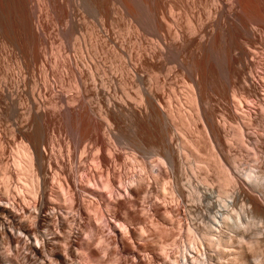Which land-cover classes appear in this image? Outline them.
<instances>
[{"label": "bare ground", "instance_id": "obj_1", "mask_svg": "<svg viewBox=\"0 0 264 264\" xmlns=\"http://www.w3.org/2000/svg\"><path fill=\"white\" fill-rule=\"evenodd\" d=\"M19 1H21V0H19ZM90 1L91 0H89L88 2H90ZM238 1L240 2V0H238ZM21 2H20V4H21ZM39 2H40V0H39ZM63 2H65V1L63 0ZM105 2H106V0H105ZM242 2H243V0H242ZM51 3H52V1H51ZM91 3H92V1H91ZM91 3H90V5L93 4V3L92 4ZM160 3H161V1H160ZM227 3H228V1H227ZM250 3H251V1H250ZM23 4H24V6L26 5L25 3H23ZM55 4L57 6V3H55ZM63 4L65 5V3H63ZM233 4H232V6L234 7L236 4L235 5H233ZM239 4H241V2L238 3V5ZM50 5H52V4H50ZM90 5H87V6L90 7ZM226 5L228 7V4H226ZM242 6H246V5L242 4ZM38 7L40 9V6H38ZM229 7H231V6H229ZM99 8H100V6H99ZM245 8H247V7H245ZM252 8H253V6H252ZM257 8H259V7H257ZM25 9H27V6ZM39 9H37V10H39ZM46 9H47V7H46ZM31 10H32V8H31ZM73 10H74V8H73ZM98 10H100V9H98ZM128 10H130V9H128ZM242 10H243V7H242ZM1 11H3V10H1ZM94 11L97 12V9L93 10V12ZM229 11H231V10H229ZM255 11H256V9H255ZM249 12H251V11L249 10ZM37 13H34V14H37ZM160 13L156 12L155 14L153 13L154 14L153 16L151 15L152 16L151 24H153L151 27H153L154 32H156V34L154 36L157 35L156 36L157 37L156 42L153 41V43H155L154 46L147 49V48L141 46L142 43L140 42V43H138L139 46H138V49L135 53L136 64L131 68V70H132L131 72L133 74L130 72L134 76V80L136 81V89L137 90L135 89L136 90L135 97H132L129 92L125 93L126 91L124 93H122L124 95H117V93H114L113 88H114L115 82L113 84L112 78L111 77L108 78L107 77L108 74H106L105 72H104V76L106 74L105 77L103 76V73L101 74V72H103L102 67H101L102 62H100L101 60H99V59L96 60V57L94 54H97L96 52H99V51L95 50L96 49L95 45L93 46L95 48L94 49L95 53L93 54L95 59L90 60L93 57L88 59L91 62L90 64L87 60L84 61V59H83V61H81L82 60L81 58H80L81 60H78V59H76L74 61L70 60L68 62L66 61L63 64L64 70H62L63 72L61 73L60 78H62V80L65 81V79H66L65 77L68 76V73H69L70 78L68 81L66 79L65 85H63V87L65 86V89L63 91L61 90V92L58 93L56 99L54 100V104H52V105L54 106L53 107L54 111L57 112V114H58L59 121L60 122L65 121L66 123H68V122L70 123V124L68 123V125H66L68 128L67 131L69 133V138L65 144H62L60 141H58V143L56 142L57 144H59V147H58L59 153H57L59 155H57V154H56L57 156L54 155L53 158H56V161H54V163L52 162L53 160L51 161V159H50L51 157L48 156L46 149L43 146V145H45L44 141L41 139V137L38 140L33 139L34 141L33 140L31 141L28 138L30 141H27L24 143L22 142L20 151L18 150L19 152H21L20 155L18 153H16V155L17 154L19 155L18 156L19 158L17 157L18 159H15V160L13 159L14 161H12L14 163L15 171H14V168L12 165L11 166H12L13 170H12V168L10 169L7 166V172H5L6 175H4V176H6V181H5V177H2V178H4V181H5V184H4V188H5L4 192L5 193L2 192V190H1V192L4 193L5 195L3 194L4 197L0 198V238H1V241L4 240V241H8L9 243L19 242L20 244L24 245V250H27V252L21 251L22 253H24V255H23L21 252L18 251V253H17V251H16V257H14V256H13L14 258L13 257H10V258L3 257V259L1 257V255H2L1 254L0 255V264H17L19 261H21V259H20L21 255H22L21 257H23L24 260L27 262H34L37 259L41 258V259H44L45 261L47 260L48 264L50 262H51V264H52V262H53V264H155L156 262H159L160 259L163 262V264H264V171L261 170V167H260V165H262L264 167V76L261 75L264 73H263V71H261L262 73L260 74V76L256 77V76H254L255 74L254 75L252 74L254 72L250 73V71H252V70L249 71V69H246L247 65L248 66H249V64L252 65V63L254 62V57H255L254 56L255 55L254 49L256 46L253 48L250 46H252V44H255L257 41L254 40L253 41L254 43L249 41L248 42L249 44L252 43L250 46H248V43L246 41L247 48H246V46L243 47L242 44L240 46L236 47L238 49V50L237 49L234 50L235 52H237L236 53L237 55H235V53H234L236 58H234V56H232V54H231V56L228 57V59L226 60L224 71H226V73H227V78H225V80L226 79L227 80L224 82H226V84L229 87L232 84L231 91L229 90L231 98L226 99V104L223 101L225 104L224 109H223V107L220 108V110L223 109L222 112L220 113L221 116L219 115L220 119H216L215 117H213L214 112H212L214 107H212L210 102H209V101H211V98H209L210 99L209 100L208 99L209 96L207 97L208 94H206V95L204 94V92H206V91L207 92L211 91V89L213 88V84L212 85H210V84L212 83V81H215V79L214 80L212 79V76L215 73L214 74L211 73L212 74L211 83L206 82L207 79H209V77H207V73H209V68L206 67V64L204 63V59H205L206 49L209 48V46L213 45L212 43L215 42V39L217 38V37L215 38L216 35H214L211 30H210L211 32L203 31L202 26H197L194 23L196 26L192 24L193 27H191V25H190L189 26L190 28L188 27L187 30H184L183 27H182L183 29L176 28L174 34H172V36H168L171 34H170V32H168L169 34H167V32L165 30L164 31L166 33L163 32L162 29H165V28H163L162 23L165 22L166 20L170 19V17H172V16H169V18L166 19L167 15L165 17L164 16L165 13H164V15L160 14ZM237 13H238V11H237ZM257 13H256V16H257ZM49 14H50V12H49ZM63 14H64V12H63ZM63 14H62V16H63ZM95 14H97V13H95ZM148 14H150V13H148ZM243 14H244V12L242 13V15ZM100 15H101V13H100ZM170 15H173V14H170ZM222 15H224V14H222ZM131 16H132V14H131ZM151 16L150 17L148 16V18H151ZM235 16H233V17H235ZM173 17L175 18V16H173ZM221 17H223V16H221ZM245 17L247 18V16H245ZM36 18H37V15H36ZM142 18H145V17H141V19ZM213 18H214V16H213ZM228 18H229V16H228ZM31 19L33 20V18H31ZM69 19L67 20L68 24L70 23ZM71 19H72L71 21H73L74 17H71ZM141 19L139 22L142 23V25H140L139 27L143 26V28H144L143 24L147 21V18L144 19V20H146L144 23H143V21L141 22ZM247 19H249V18H247ZM251 19H253V17ZM257 19L259 20V18H257ZM172 20L174 21V19H172ZM246 20H245V22H246ZM258 20H256L255 23H257ZM190 21H191V19H190ZM190 21H189V23L191 24ZM200 21H202V20H200ZM224 21L225 20H223V22ZM238 21L240 22L239 18H238ZM261 21H263V19ZM27 22L25 21V23H27ZM139 22H137V23H139ZM177 22H179V21H177ZM196 22L198 23V21H196ZM258 22H260V21H258ZM166 23H168V25L170 24L167 21H166ZM175 23H176V20L174 21V24ZM224 23H226V22H224ZM240 23H242V22H240ZM247 23H249V22H247ZM2 24L3 23H1V25ZM11 24H10V26H11ZM72 25H73V23H72ZM149 25H150V23H149ZM32 26H35V25L33 24ZM41 26H43V25H41ZM224 26H226V25H224ZM139 27H138L137 31H139V29L141 31H144V29L146 28L145 27L142 30ZM221 27H222V25H221ZM11 28H12V26H11ZM41 28L42 27H40V29ZM170 28H171V25H170ZM203 28H204V26H203ZM232 28H233V26H232ZM147 29H149V28H147ZM169 30H171V29H168L167 31H169ZM252 30H253V28H251V30L248 31L251 35L250 37L257 40L258 37L254 36ZM4 31H5V29H4ZM71 31H72V29H71ZM219 31L221 33V30H219ZM228 31H230V29ZM150 32L152 33L151 28H150ZM5 33H6V31H5ZM147 33L149 34V32H147ZM43 34H45V33H43ZM92 34H94V33H92ZM138 34H139V36L141 35V33H139V32H138ZM244 34H246V33H244ZM255 35H256V33H255ZM258 35H259V33H258ZM43 36H45V35H43ZM98 36H100V35H98ZM104 36H105V34H104ZM235 36H236V34H235ZM32 37L34 38L35 36L32 35ZM46 37H48V36H46ZM36 38H37V36H36ZM40 38H41V35H40ZM108 38H110V37L108 36ZM117 38H118V36H117ZM139 38H142V37H138V39ZM227 38L225 39L224 43H227L226 42ZM142 39H144V37ZM248 39L250 40L249 37H248ZM147 40H145V41H147ZM46 41H47V39H46ZM48 41H47V43H48ZM113 41H114V39H113ZM137 41H139V40H137ZM261 42H263V41L261 40ZM228 43H230V42H228ZM232 43H234V41ZM31 45H33V44H31ZM120 45H122V44H120ZM235 45H239V44H235ZM83 46H85V45H83ZM231 46L233 47L232 44H231ZM261 46L262 45H260V47ZM35 47H36V45H35ZM80 47H82V46H80ZM86 47H88L87 44H86ZM93 47L91 46L92 49H93ZM228 47H229V45H228ZM62 48H64V47H62ZM103 48H102V50H103ZM108 48H109V46H108ZM69 49L70 48H68V50ZM183 49H185L186 51L188 49L189 50L188 52H190L189 55H191V61L188 59L189 60L188 64H186V66H185V70L187 69L186 74H188V81L186 82V80H185V82L189 85V87L187 86L190 89L189 91L191 93V94L189 93V95L192 96V99L194 100V103H195V106L194 105L193 106L195 107V110H197L196 111L197 112L196 113L197 121L195 120L193 123H196L198 121L200 122L201 128L203 129V132L205 133V136L207 137V140H206V138H204V139L206 141H209V143L211 144V147L215 151L214 155H215V157H217L216 160H219L218 163L220 162L218 165L219 168L217 171L218 176H219V185H218L219 188L216 189L214 187V185H212V182L210 183V181H209L210 179L208 177L209 175L206 176L207 174L203 177L200 176V177L196 178L193 176L192 172H190L192 174L191 176H193V178L191 177V179L188 180V182H187L188 188L187 189L182 188V186L184 184L180 186V183L177 182V180L174 182L171 181L172 183L170 185H169V183L167 184L169 186H163L162 188H160L157 191L160 194H157V195L159 197L161 196L163 199L165 198L163 200L160 197L163 201L167 200L166 198H170V197H166L169 195L171 196V198L175 197L178 200L177 202H178V205H180V208H178L176 205V207H175L176 209L174 208V211H172L171 206L168 207L166 205L165 207H163V206H161L162 204L158 203V201H155V203L151 202L149 204H147V203L145 204V202L151 201L152 194H154L153 190H155L154 189V183H157L158 180L160 181V180H164L166 178L168 179L169 177L175 175L173 173H175L176 171H178L180 169L181 170L183 169V168H181V167H183L182 166L183 163H182V158H181L182 157L181 152L185 149V147L189 148V146H190V149H192V150L189 149L190 152L192 151L193 153H196L199 155V153L202 151L201 149L203 146L201 145V142H200V144L195 143L194 139H193V141L192 140L190 141L191 143L189 142L190 145H189V143L187 144L189 146H185V147L182 146L181 148L179 146V148H177L178 145H180V144H178L177 147H175L173 145V143L171 141L172 138L170 139L171 136L169 137L170 130H169V135H168V127L169 128H171V127L169 124L170 121H168L169 117H167V116L171 115L170 111L172 108H170V107L172 105L168 104V106H170L169 107L170 114L167 111H164L162 109L161 104H160L161 101H158L160 96L158 94H156L155 90H156L157 85H158L157 87H159V88H160V86L164 87L165 84L167 85V83L169 82V81H166V80H168L167 78L169 77L168 74H170V72H172V71H170L167 73V71L173 70L174 65H173V67L168 66L172 69L166 70V73H164L168 76V77L166 75H165V77L163 76L164 79L166 78L165 82H167V83H165L164 85H161V82H160L159 83L160 86H159V84H157L155 86V89L153 88L154 86L153 87L151 86L154 84H151V85L149 84L147 86L146 85L147 83L145 82V80L147 78L145 80H144V78H145V75L149 73V71H148V73H146L147 71L145 72V68H146L145 66L147 64H151V63H153V64L157 63L158 64V62L162 61V60H164L166 63L167 62L166 60L168 58L165 60V59H163L164 56L168 57V55H171L172 52H175L178 55L179 52L180 53L184 52ZM221 49H222V47H221ZM41 50H42V48H41ZM231 50H232V48H231ZM260 51H264V49L260 50ZM63 52L64 51H62V53ZM41 53H42V51H41ZM114 53H116V52H114ZM180 53H179V55H181ZM67 54H66V56H67ZM79 54H81V53H79ZM186 54L188 55L187 52H186ZM186 54L184 53L183 57H182V55H181V57L184 58V56H186ZM212 54H214V53H212ZM31 55H32V53H31ZM100 55H101V53H100ZM119 55H120V53H119ZM126 55L129 56V57L127 56L128 58H131L130 54H126ZM175 55L173 53L174 57H175ZM97 56H99V55H97ZM178 56H176V57H178ZM223 56H224V54H223ZM33 57H32V59H33ZM171 57H172V55H171ZM261 57H262V55H261ZM37 58H39V57H36V60H37ZM161 58H162V60H160ZM119 59L121 60V57ZM123 59H122V61H123ZM169 59H170V57H169ZM177 59L181 60L180 56ZM36 60H34V61H36ZM46 60H47V57H46ZM116 61H113V62H116ZM131 62H133V61H131ZM181 62L186 63L185 60H183V61L181 60ZM207 63H209L208 60H207ZM218 63L219 62H217V64ZM178 64H179V66L182 67V63L179 62ZM130 65H131V63H130ZM255 65H257V62ZM259 65H260V63H259ZM263 65H264V63H263ZM165 66L166 65L160 67V65H159V68L164 69ZM218 66L220 67L219 64H218ZM260 66H259V68H260ZM149 67H150V65H149ZM149 67H147L148 70H150ZM175 67H177V66H175ZM250 67H254V66H250ZM182 68H184V67H182ZM211 68H212V65H211ZM211 68H210V71H212ZM104 69H106V68H104ZM107 69H106V71H107ZM116 69H117V67H116ZM124 69H125V67H124ZM156 69H158V68H156ZM165 69H167V68H165ZM223 69L224 68H222V70ZM234 69H236V71L238 72V77H239V82H240L239 86L240 87H236L233 83V79L236 76V73L235 74L232 73L233 71H235ZM253 69H256V68L254 67ZM36 70H38V68H36ZM43 70H45V69H43ZM119 70L121 71V69H119ZM160 70H162V69H160ZM222 70H220V71H222ZM7 71H8V69H7ZM127 71H130V70H127ZM152 71H153V69H152ZM163 71L164 70H162V72L160 73L161 75L163 74ZM175 71H176V69H175ZM183 71L184 70H182V73H183ZM254 71H256V70H254ZM52 73H54V71ZM221 73L224 74L223 71ZM111 74H112V72H111ZM155 74H157V73H155ZM160 74H157L158 77ZM7 75H8V73H7ZM56 75H57V72H56ZM132 75H130V76L133 79ZM209 75L210 74H208V76ZM116 76L113 75L114 79ZM127 76H128V74H127ZM170 76H172V74ZM122 77H123V75H122ZM150 77L152 78V76H150ZM156 77L157 76L155 75V78ZM29 78H30V76H29ZM32 78H34V77H32ZM32 78H31V80H32ZM160 78H162V76ZM160 78H158V79L160 80ZM172 78H174V77L172 76ZM45 79L46 78H44V80ZM48 79H49V77H48ZM132 79L130 78V80H132ZM150 79H148V80H150ZM164 79H162V81H164ZM124 80L125 79L123 78V81ZM148 80H146V81H148ZM153 80H155V79L153 78ZM169 80H170V82L171 81L173 82V80H171V79H169ZM223 80L224 79H222V81ZM235 80H236V78L234 79V82H235ZM35 81H36V79H35ZM135 81L132 80V82H134V83H135ZM150 81H151V83H153L152 80H150ZM156 81H158V80H156ZM47 82L48 81H46V85L44 84L45 89L48 87ZM126 82L127 81H124V84ZM116 83L118 84V83H120V81L119 82L116 81ZM207 83H210L208 85H210V87L211 86L212 87H211V89L209 88L210 90L207 89L206 91H203L204 90L203 88H205L204 85H207ZM117 84H115V87ZM124 84H122V87L125 86ZM17 85H18V83H17ZM48 85H49V83H48ZM172 85H174V82L172 83ZM118 86H119V88H121V86L119 84H118ZM166 87H168V86H166ZM166 87H165V90H166ZM50 88H51V86L49 87V90H50ZM177 88H178V86H177ZM177 88L175 87V89H177ZM207 88H208V86H207ZM225 88H227V87H225ZM115 89L116 88H114V90ZM162 89H164V88H162ZM162 89L160 88L159 90H161L163 92ZM172 90L173 89H171V91ZM225 90H227V89H225ZM50 91H52V90H50ZM116 91H118V88L116 89ZM178 91H180V90H178ZM212 91L214 93H217L214 90H212ZM1 92L4 93L3 90H1ZM174 92H177V91L175 90ZM13 93H15V92H13ZM157 93H158V90H157ZM220 93H221V91L219 92V94ZM172 94H174V93H172ZM172 94H171V96H172ZM187 94H186V96H187ZM5 95H6V93H5ZM13 96L14 95H12V97ZM38 96H40V95H38ZM157 96H159V97H157ZM174 96L177 97V94L176 95L174 94ZM178 96H180V95H178ZM191 96H190V98H191ZM19 97H22V96H19ZM35 98H36V96H35ZM52 98H54V97H52ZM169 98H171V97H169ZM221 98H223V97L221 96ZM6 99H8V98H6ZM30 99H31V97H30ZM45 99H47V97ZM18 100H19V98H18ZM131 100H133V101H131ZM6 101H5V103H7ZM166 101H167L166 102V104H167L170 100L168 99ZM246 101H248V103L250 102L252 105L256 106L257 108L255 107L254 110L252 108L251 112H246V110H245V112L242 111V106L244 105V103ZM11 102H13V101H11ZM170 102H172V101H170ZM219 102H221V101H219ZM179 103H181V102H179ZM179 103H176V104H179ZM32 104H33V102H32ZM182 104L183 103H181V105ZM208 104H210V107L212 108V110L208 106ZM15 105L16 104H14V106ZM181 105H180V107H181ZM191 105H192V103H191ZM246 105H247V103H246ZM6 106H7V104H6ZM8 106H10V104ZM18 107H15L14 109L17 108V110H18ZM28 107H29V105H28ZM39 107H41V106H39ZM39 107H38V109L37 108H35L34 110L32 109L33 113H35L34 115L39 116L40 119L42 118V120L45 121L46 116H48V114L45 111L46 108L43 109L42 107L41 108H39ZM183 107H184V105H183ZM16 111H14V113ZM24 111H26V110H24ZM50 111H51V109H50ZM216 111H217V108H216ZM172 112H173V109H172ZM12 113H13V111H12ZM30 113H31V111H30ZM57 114H56V116H57ZM167 114H169V115H167ZM18 115H16V116H18ZM172 115H174V114L172 113ZM172 115H171V119H173ZM4 116H6V114ZM125 116L127 118H129L128 120H130V121L132 120V122H130V123H134L133 128H132L134 131L132 130L133 132L130 133L131 135L129 136V138L127 139L124 137L126 139L125 141L128 142L127 144L130 143V144L134 145V147L142 150L143 153H144V151L149 150V148H150L149 152H152L155 150L154 152L157 153L159 156L157 158L156 162L155 161H149L147 159V157L145 159H144V157L139 158L138 155L135 153V150H131L129 152L127 150L128 149L127 147H125L126 150L123 148L120 149V147H121L120 144L124 138L122 137L123 139L122 138L119 139V136L120 137H121V135L125 136V134L124 135L122 134V131L120 128V127H122V125L120 126V123H121V121L124 122L123 120H125ZM122 117L124 118L123 120L121 119ZM36 119H38V117ZM42 120H41V123H44V122H42ZM47 120H49V119H47ZM24 121H26V120H24ZM230 121H234L236 123V126H234L235 127L234 128L235 134H237L238 142L241 145V147L243 145L244 147L249 148L248 153L250 152L249 154L251 155V157L250 156H249V158L247 157L248 160L249 159L250 160L247 163H245V164H247L246 169L245 168L242 169L241 166L238 165V159H240V158L232 152L235 147L231 150V147H233L234 143L232 140H231L232 142L230 141V139H229L230 137L228 135L229 130L227 132V129H226V124L230 123ZM199 122H198V124H199ZM46 123H47V121H45V124ZM22 124H24V123H22ZM51 124H49V126H51ZM25 125L26 124H24V126ZM63 125H64V123H63ZM127 126H128V124H127ZM174 126H175V124L173 125V127ZM195 126L197 128V123L195 124ZM195 126H193V127H195ZM232 127L233 126H231V128ZM56 129H57V127H56ZM125 129L127 130V128H125ZM192 129H194V128H192ZM197 129H199V127ZM39 131H41V130H39ZM187 131H188V129H187ZM200 131L197 130L198 134L200 133ZM190 132H191V130H190ZM39 135L40 134H38V136ZM201 137H202V135H201ZM53 138H55V137H53ZM150 138H151V140H153V141L150 140L151 143L149 141ZM199 139H203V138H199ZM125 141L122 143L123 145L126 144ZM196 142H197V140H196ZM231 143H233L232 146H231ZM5 145H7V144H5ZM123 145H122V147H123ZM56 146H58V145H56ZM148 146H149V148H148ZM49 147H50V145H49ZM244 147H243V149H244ZM247 148H246V150H247ZM204 150H206V149H204ZM209 151H210V149H209ZM120 153H123V154H120ZM246 153H247V151H246ZM121 155H123V156H121ZM202 158L204 159V157H202ZM197 159H199V158H197ZM199 160H201V159H199ZM214 162H215V160H214ZM215 163H217V162H215ZM240 164H241V161H240ZM208 167H210L209 163H208ZM23 168L25 169V171H26L25 174H27V176L25 179L23 178L24 180L22 179V177H21V179L23 181H25L27 179L28 184L30 185L29 188L27 187L28 191H29L27 195H29V193H30V196L32 195V197H31L32 202L30 201L31 202L30 205L29 204L25 205V206L22 205L19 208V210H17L16 200L19 196L21 197L23 195V194H21L23 191L21 190V188H18L16 186L17 189H15L14 194L13 193L9 194L10 193L9 188H11V186L13 185V183H12L14 180V179H12L13 175L19 176L18 174H20V172H24V171H21V170H23ZM206 171H207V168H206ZM232 171H234V173L235 172L236 173L232 174ZM201 173H204V172H201ZM180 176H181V173H180ZM19 180H20V178H19ZM52 180L54 182L58 183V186H59L58 189L60 191V194L61 193L63 194V195L61 194L60 197H59L60 194H58L59 193L58 189L55 188L57 185H55V187H53L54 184H53ZM23 181H21V182H23ZM23 183H25V182H23ZM19 184H21V183H19ZM160 185H164V183L160 184ZM228 185L233 186L234 190L231 191L229 188H227ZM121 186L124 188L123 191H125V194H123L121 196L118 193L120 196V197H118L116 195L117 193L115 192V190L119 187L121 189ZM13 188H15V185ZM229 190L232 193H230ZM104 191L110 192V193H116L115 194L116 196H112V194H111V199H108L109 197L106 198V196H108L110 193L105 196L106 192L103 193ZM157 195L155 197H157ZM62 196H64V199L61 198ZM59 198L63 199V201L65 200L66 204H62L61 202H59ZM240 199L242 202L244 201L248 204L246 208H244V207L240 208V206H239V209H238L236 204H237L238 200L240 201ZM187 200L190 201L192 203V205L184 204L185 203L184 201L187 202ZM60 201H62V200H60ZM179 201L184 202V203L180 204ZM239 201H238V203H239ZM15 202H16V204H15ZM166 202H168V201H166ZM165 203H163V205ZM161 207H163V208H161ZM166 207H168V208H166ZM236 207L238 210L236 209ZM90 209H92L94 211V214H91V212L90 213L88 212V211H90ZM161 209H164V210H161ZM215 209H216V211H215ZM241 215H242V217H245V219L242 220ZM24 217H26V219H27V221L26 220H24V221H26L28 223H25L21 219ZM29 220H30V222H29ZM99 220H104L106 222L107 228L110 229V231L113 232V234H114L113 239H108V240L105 239L104 229H103L102 225L100 226V224L98 223ZM113 222H116V223L125 222L128 226V229L126 228V233H125V231H124V233L121 230L119 231V229H118V231L115 230V228H113ZM176 222L179 225L178 228L181 229V225H182V227L185 228L186 234H188V236L186 237L187 238L186 240H183V239L178 240L179 239L178 238L176 241H174V239H173V242H175V243L174 244L171 243V244L176 246V247L181 248L180 253L182 256V258H181L182 260H181V262H172V261L170 262L171 259L169 260V259H167L168 257L167 258L165 257L166 255L165 256L162 255L164 253H161V252L158 253V252L154 251L153 246L150 244L151 242L149 243L147 238L149 236H151L150 234H153L152 233L153 231L151 232L153 223L155 225H159V228L166 230L169 228L168 225L170 226L173 224V226H174V224ZM116 223H115V226H116ZM86 228H87V231L90 230L89 235L86 238H83V240L79 241V237H78L79 234H81ZM123 228H124V224H123ZM171 229L169 231H172ZM154 231H156V230H154ZM174 231H172V232L174 233ZM19 232L25 233L26 234L25 236H27V238H25V239L21 238L22 236H19L20 234L18 235ZM168 234L172 235V233H170V232H168ZM95 235H96V237H95ZM169 235H166V236H169ZM178 237H179V235H178ZM138 238L142 239V241H144V242H141V241L139 242ZM160 238H161V236H160ZM80 239H82V238H80ZM169 239H170V237H169ZM152 240H153V238H152ZM155 240H157V239H155ZM62 243L64 245H62ZM164 243L166 244V242H164ZM164 243L161 245L160 248L164 247ZM167 244H168V242H167ZM157 245H158V243H157ZM164 248H166V247H164ZM164 248H162L163 251H165ZM142 250L146 251V254L142 255L140 253V251H142ZM77 255L85 256L86 261L85 262H80V261L77 262L75 260L77 258L76 257ZM168 255H169V253H168ZM174 255H176V254H174ZM22 264H25V263L23 262Z\"/></svg>", "mask_w": 264, "mask_h": 264}, {"label": "rangeland", "instance_id": "obj_2", "mask_svg": "<svg viewBox=\"0 0 264 264\" xmlns=\"http://www.w3.org/2000/svg\"><path fill=\"white\" fill-rule=\"evenodd\" d=\"M22 1V2H21ZM21 1H19V0H0V25H1V23H3L0 27V198H3L4 197V191H5V188H4V184H5V181H6V176H4V175H6V173L5 172H7V166L11 169L12 168V166H13V168H14V171H15V167H14V163L12 162V161H14L15 159H18L19 157V155H20V153L21 152H19L20 151V148H21V144H22V142L24 143V142H27V141H32L33 139L34 140H38L40 137H41V139L44 141V144L45 145H43L44 147H45V149H46V152H47V154H48V156H50L51 158V161L54 163V161H56V158H53L54 157V155H56L57 153H59V144H57L58 143V141H60L62 144H65L66 143V141H68V138H69V133H68V128H67V126L66 125H68V123H66L65 121H63V122H60L59 121V118H58V114H57V112H55L54 111V106L52 105V104H54V100L56 99V97H57V95H58V93H60L61 92V90L63 91L64 89H65V86L63 87V85H65V81H66V79H67V81L69 80V73H68V76H66L65 78V81L64 80H62V78H60L61 77V73L63 72L62 70H64L63 68V64L67 61H74V60H76V59H78V60H81V61H83V59H84V61L85 60H87L88 62H89V64L91 63L90 62V60H94L95 58H94V55H95V57H96V60L97 59H99V60H101L100 62H102V64L104 65H102L101 64V67H102V71L103 72H101V74L103 73V76H104V72L106 73V74H108L107 75V77L109 78V77H111L112 78V82H113V84H114V82H115V84H117L116 83V81L117 82H119L120 81V83H118L120 86H121V88H119V86H118V84L116 85V87H115V84H114V88H118V91H116V89L114 90V88H113V91H114V93H117V95H124V94H122V93H124L125 91V93H127V92H129L130 94H131V96L132 97H135V95H136V81L134 80V76L132 75L133 73L131 72L132 70H131V68L136 64V61H135V58H136V55H135V53H136V51H137V49H138V43H142L141 44V46H143V47H145V48H147V49H149V48H151L152 46H154V44L155 43H153V41L154 42H156V40H157V35L156 36H154L155 34H156V32H154V30H153V27H151L153 24H151V20H152V16L157 12V13H160V14H163L164 15V13H165V17H166V15H167V17H166V19H168L169 18V16H172V17H170V19H168V20H166L167 22H169L170 24L168 25V23H166V21L165 22H163L162 23V26H163V28H165V29H162L163 30V32L164 33H166L167 32V34H169L168 32H170V34L171 35H168V36H172V34H174V32H175V30H176V28H180V29H183L184 28V30H187L188 29V27L191 25V27H193V25H197V26H202V29H203V31H208V32H211L212 31V33L214 34V35H216L215 36V42H213L211 45L212 46H209V48H207L206 49V53H205V59H204V63L206 64V67H208L209 68V73H207V77H209V79H207V81L206 82H210L211 83V76H212V74H214L213 76H212V79L214 80L215 79V81H212V83L210 84V83H207V85H204L205 86V88H203L204 90L203 91H206L207 89L208 90H210L211 89V87H210V85H212L213 84V88L211 89V91H206V92H204V94L206 95V94H208L207 95V97H208V99L209 98H211V101H209L210 102V104H211V106L212 107H214L213 108V110H212V108L210 107V104H208V106L211 108V110H212V112H214V114H213V117H215L216 119H220V116H221V112H222V110L224 109V106H225V104H226V99H230L231 97H230V93H229V90L231 91V87H232V84L230 85V87L226 84V82H224V81H226L225 80V78H227V73H226V71H224L225 70V62H226V60L228 59V57H230L231 56V54H232V56H234V58H236V56L235 55H237L236 53L237 52H235L234 50H236L237 48L236 47H238V46H240L241 44H242V46L243 47H245L246 46V48H247V43L249 42V41H251L252 43H254L253 41L255 40V41H257L255 44H252L251 42V44H252V46H250L251 44H249L248 43V46H250V47H255V49H254V62L252 63V65H250L249 64V66L247 65V67H246V69H249V71L250 70H252V71H250V73H252V72H254V73H252L254 76H260V74L262 73L261 71H263V73H264V65H263V63H264V51H260V50H263L264 49V0H243V2H242V0H240V2H241V4H239L238 5V3H240L238 0H227L228 1V3H227V1L225 0H106V2H105V0H91L92 1V3L95 5H93L92 3H91V1L90 2H88L89 0H64L65 2H63V0H40V2H39V0L37 1V0H21ZM51 1H52V3H51ZM160 1H161V3H160ZM250 1H251V3H250ZM20 2H21V4H20ZM30 2V3H29ZM95 2V3H94ZM246 4H245V3ZM7 3V4H6ZM23 3H25L26 5L24 6V4ZM55 3H57V6H56V4ZM63 3H65V5L63 4ZM86 3V4H85ZM90 3L92 4V5H90ZM98 3V4H97ZM161 5H160V4ZM223 3V4H222ZM234 3V4H233ZM37 4V5H36ZM39 4V5H38ZM50 4H52V5H50ZM69 4V5H68ZM73 4V5H72ZM226 4H228V7H227V5ZM232 4L233 5H235L234 7L232 6ZM242 4L243 5H246V6H242ZM248 4V5H247ZM253 4V5H252ZM22 7H21V6ZM55 5V6H54ZM61 5V6H60ZM87 5H90V7L92 8H90L89 6H87ZM108 5V6H107ZM250 5V6H249ZM26 6H27V9H25L26 8ZM38 6H40V9H39V7ZM44 6V7H43ZM49 6V7H48ZM54 6V7H53ZM64 6V7H63ZM97 6V7H96ZM99 6H100V8H99ZM106 6V7H105ZM129 6V7H128ZM159 6V7H158ZM229 6H231V7H229ZM238 6V7H237ZM252 6H253V8H252ZM20 9H18V8ZM46 7H47V9H46ZM51 7V8H50ZM242 7H243V10H242ZM245 7H247V8H245ZM251 7V8H250ZM257 7H259V8H257ZM31 8H32V10H31ZM39 9V10H37V9ZM53 8V9H52ZM61 8V9H60ZM73 8H74V10H73ZM88 8V9H87ZM127 8V9H126ZM173 8V9H172ZM232 8V9H231ZM245 8V9H244ZM59 9V10H58ZM65 11H64V10ZM72 9V10H71ZM79 9V10H78ZM97 9V12L96 11H94L93 12V10H96ZM98 9H100V10H98ZM128 9H130V10H128ZM156 9V10H155ZM159 9V10H158ZM162 9V10H161ZM171 9V10H170ZM228 9V10H227ZM236 9V10H235ZM255 9H256V11L258 12H256L255 11ZM258 9V10H257ZM1 10H3V11H1ZM27 10V11H26ZM41 10V11H40ZM47 10V11H46ZM55 12H53V11ZM56 10V11H55ZM59 12H58V11ZM92 10V11H91ZM145 10V11H144ZM173 10V11H172ZM229 10H231V11H229ZM249 10L252 12H249ZM19 13H18V12ZM38 13H37V12ZM102 11V12H101ZM132 14V16H131V14L129 13V12ZM160 11V12H159ZM222 11V12H221ZM228 11V12H227ZM233 11V12H232ZM235 11V12H234ZM237 11H238V13H237ZM49 12H50V14H49ZM57 12V13H56ZM63 12H64V14H63ZM101 13V15H100V13ZM211 12V13H210ZM213 12V13H212ZM230 12V13H229ZM244 12V14L242 15V13ZM248 12V13H247ZM263 12V13H262ZM34 13H37V14H34ZM95 13H97V14H95ZM103 13V14H102ZM138 13V14H137ZM148 13H150V14H148ZM152 13V14H151ZM154 13V14H153ZM218 15H217V14ZM233 13V14H232ZM236 13V14H235ZM256 13H257V16H256ZM6 14V15H5ZM32 16H31V15ZM40 14V15H39ZM62 14H63V16H62ZM76 14V15H75ZM106 14V15H105ZM170 14H173V15H170ZM222 14H224V15H222ZM226 14V15H225ZM263 14V15H262ZM21 15V16H20ZM36 15H37V18H36ZM47 15V16H46ZM56 15V16H55ZM139 15V16H138ZM142 15V16H141ZM152 15V16H151ZM223 16V17H221V16ZM236 15V16H235ZM255 15V16H254ZM54 16V17H53ZM62 18H60V17ZM76 16V17H75ZM147 16V17H146ZM148 16L150 17L151 16V18H148ZM173 16H175V18L173 17ZM213 16H214V18H213ZM226 16V17H225ZM228 16H229V18H228ZM233 16H235V17H233ZM243 16V17H242ZM245 16H247V18H249V19H247ZM261 18H260V17ZM26 17V18H25ZM33 18V20L31 19V18ZM53 17V18H52ZM71 17H74V19H73V21H71L72 19H71ZM139 17V18H138ZM141 17H145V18H142L141 19ZM195 17V18H194ZM221 17V18H220ZM253 17V19H251ZM39 18V19H38ZM70 18V19H69ZM138 18V19H137ZM147 18V21L146 20H144V19H146ZM232 18V19H231ZM237 18V19H236ZM238 18H239V20H240V22H242V23H240L239 21H238ZM242 20H241V19ZM247 20H246V19ZM257 18H259V20L257 19ZM39 21H38V20ZM57 19V20H56ZM59 19V20H58ZM69 19V24H68V20ZM140 19H141V22L143 21V25H144V28H143V26H141V27H139L140 25H142V23H140L139 21H140ZM150 21H149V20ZM172 19H174V21L176 20V23L174 24V21L172 20ZM178 19V20H177ZM190 19H191V21H190ZM198 19V20H197ZM210 19V20H209ZM213 19V20H212ZM231 19V20H230ZM251 19V20H250ZM263 19V21H261ZM9 20V21H8ZM37 22H36V21ZM172 20V21H171ZM181 20V21H180ZM200 20H202V21H200ZM212 20V21H211ZM223 20H225L224 22H226V23H224L223 22ZM230 22H229V21ZM245 20H246V22H245ZM250 20V21H249ZM256 20H258V21H260V22H258L257 21V23H255L256 22ZM7 21V22H6ZM13 21V22H12ZM25 21L27 22V23H25ZM41 21V22H40ZM60 21V22H59ZM101 21V22H100ZM177 21H179V22H177ZM189 21L191 22V24L189 23ZM193 21V22H192ZM196 21H198V23L196 22ZM56 22V23H55ZM76 22V23H75ZM103 22V23H102ZM137 22H139V23H137ZM148 22V23H147ZM173 22V23H172ZM181 22V23H180ZM206 22V23H205ZM211 22V23H210ZM222 22V23H221ZM247 22H249V23H247ZM251 22V23H250ZM254 22V23H253ZM12 23V24H11ZM30 25H29V24ZM67 23V24H66ZM72 23H73V25H72ZM149 23H150V25H149ZM172 23V24H171ZM189 23V24H188ZM195 23V24H194ZM203 23V24H202ZM205 23V24H204ZM213 23V24H212ZM232 23V24H231ZM7 24V25H6ZM10 24H11V26H12V28H11V26H10ZM35 25V26H32V25ZM45 24V25H44ZM50 24V25H49ZM101 24V25H100ZM164 24V25H163ZM177 24V25H176ZM183 24V25H182ZM193 24V25H192ZM202 24V25H201ZM210 24V25H209ZM255 24V25H254ZM257 24V25H256ZM41 25H43V26H41ZM77 25V26H76ZM137 25V26H136ZM170 25H171V28H170ZM195 25V26H196ZM214 25V26H213ZM221 25H222V27H221ZM224 25H226V26H224ZM229 25V26H228ZM242 25V26H241ZM3 26V27H2ZM8 26V27H7ZM22 26V27H21ZM42 27L41 29H40V27ZM68 26V27H67ZM102 26V27H101ZM165 26V27H164ZM168 26V27H167ZM177 26V27H176ZM181 26V27H180ZM203 26H204V28H203ZM209 26V27H208ZM212 26V27H211ZM220 26V27H219ZM228 26V27H227ZM231 26V27H230ZM232 26H233V28H232ZM244 26V27H243ZM246 26V27H245ZM49 27V28H48ZM137 27V28H136ZM138 27L139 28H141L142 30L144 29V31H141L140 29H139V31H137L138 30ZM173 27V28H172ZM183 27V28H182ZM215 27V28H214ZM70 28V29H69ZM147 28H149V29H147ZM150 28H151V30H152V33L150 32ZM171 29V30H169V31H167L168 29ZM190 28V27H189ZM213 30H212V29ZM232 28V29H231ZM245 30H243V29ZM248 28V29H247ZM251 28H253V30H252V32H253V34H254V36H256V37H258L257 38V40L256 39H254V38H251L250 36V33L248 32L249 30H251ZM3 29V30H2ZM4 29H5V31H6V33H5V31H4ZM45 29V30H44ZM70 31H69V30ZM71 29H72V31H71ZM74 29V30H73ZM94 29V30H93ZM98 29V30H97ZM173 29V30H172ZM207 29V30H206ZM218 29V30H217ZM226 29V30H225ZM230 29V31H228ZM10 30V31H9ZM30 30V31H29ZM103 30V31H102ZM147 30V31H146ZM166 32H165V31ZM211 30V31H210ZM219 30H221V33H220V31ZM225 30V31H224ZM37 31V32H36ZM44 31V32H43ZM92 31V32H91ZM100 31V32H99ZM102 31V32H101ZM227 31V32H226ZM6 34H4V33ZM40 32V33H39ZM99 32V33H98ZM105 32V33H104ZM138 32L139 33H141V35L139 36V34H138ZM144 32V33H143ZM147 32H149V34L147 33ZM224 34H223V33ZM230 32V33H229ZM248 32V33H247ZM42 33V34H41ZM43 33H45V34H43ZM92 33H94V34H92ZM233 33V34H232ZM238 33V34H237ZM244 33H246V34H244ZM255 33H256V35H255ZM258 33H259V35H258ZM3 34V35H2ZM36 34V35H35ZM100 35V36H98V35ZM104 34H105V36H104ZM116 34V35H115ZM144 36H143V35ZM153 34V35H152ZM231 34V35H230ZM235 34H236V36H235ZM243 36H242V35ZM9 35V36H8ZM32 35L33 36H35L34 38L32 37ZM40 35H41V38H40ZM43 35H45V36H43ZM110 37V38H108V36ZM223 35V36H222ZM258 35V36H257ZM5 36V37H4ZM36 36H37V38H36ZM43 36V37H42ZM46 36H48V37H46ZM117 36H118V38H117ZM152 36V37H151ZM225 36V37H224ZM231 36V37H230ZM239 36V37H238ZM250 38V40L248 39V37ZM45 37V38H44ZM68 37V38H67ZM138 37H144V39H142V38H139L138 39ZM228 37V38H227ZM233 37V38H232ZM255 37V38H256ZM5 38V39H4ZM7 38V39H6ZM33 38V39H32ZM97 38V39H96ZM227 38V40H226V42L227 43H224L225 42V39ZM232 38V39H231ZM237 38V39H236ZM242 38V39H241ZM36 39V40H35ZM45 39V40H44ZM46 39H47V41H48V43H47V41H46ZM85 39V40H84ZM105 39V40H104ZM113 39H114V41H113ZM139 40V41H137V40ZM148 39V40H147ZM155 39V40H154ZM246 39V40H245ZM35 40V41H34ZM39 40V41H38ZM99 42H98V41ZM112 40V41H111ZM116 40V41H115ZM145 40H147V41H145ZM234 41V43H232L233 41ZM240 42H239V41ZM261 40L263 41V42H261ZM104 41V42H103ZM121 43H120V42ZM144 41V42H143ZM236 41V42H235ZM243 41V42H242ZM246 41H247V43H246ZM37 42V43H36ZM41 42V43H40ZM45 42V43H44ZM97 42V43H96ZM151 42V43H150ZM228 42H230V43H228ZM242 42V43H241ZM119 43V44H118ZM125 43V44H124ZM150 43V44H149ZM30 44V45H29ZM31 44H33V45H31ZM42 44V45H41ZM48 44V45H47ZM86 44H87V46L88 47H86ZM106 44V45H105ZM114 44V45H113ZM120 44H122V45H120ZM136 44V45H135ZM231 44L233 45V47L231 46ZM235 44H239V45H235ZM262 45L261 47H260V45ZM35 45H36V47H35ZM79 45V46H78ZM83 45H85V46H83ZM96 46L95 48L93 47V46ZM101 45V46H100ZM103 45V46H102ZM124 45V46H123ZM151 45V46H150ZM228 45H229V47H228ZM80 46H82V47H80ZM91 46L93 47V49L91 48ZM108 46H109V48H108ZM115 46V47H114ZM121 46V47H120ZM127 46V47H126ZM218 48H216V47ZM259 46V47H258ZM20 49H19V48ZM40 47V48H39ZM62 47H64V48H62ZM86 47V48H85ZM104 47V48H103ZM221 47H222V49H221ZM228 49H227V48ZM249 47V48H250ZM41 48H42V50H41ZM46 48V49H45ZM68 48H70L69 50H68ZM88 48V49H87ZM98 48V49H97ZM102 48H103V50H102ZM122 48V49H121ZM226 48V49H225ZM231 48H232V50H231ZM19 49V50H18ZM22 49V50H21ZM60 49V50H59ZM80 49V50H79ZM87 49V50H86ZM91 49V50H90ZM96 51H99V52H96L97 54H94L95 53V50ZM118 49V50H117ZM230 49V50H229ZM109 50V51H108ZM123 50V51H122ZM129 50V51H128ZM135 50V51H134ZM209 50V51H208ZM216 50V51H215ZM227 52H226V51ZM238 50V49H237ZM25 51V52H24ZM32 51V52H31ZM41 51H42V53H41ZM61 53H60V52ZM62 51H64L63 53H62ZM69 51V52H68ZM76 51V52H75ZM87 51V52H86ZM90 51V52H89ZM184 51V52H183ZM183 53H180L181 55H182V57H183V54L185 53L186 54V52L188 53V55L186 54V56H184V58H182L181 57V55H179V53H178V55L180 56V59L183 61V60H185L186 61V63H184V62H181V60H179V59H177V58H179V56L177 55V53H175V52H172L171 53V55H172V57H171V55H168V57L167 56H164L163 57V59H169V57H170V59L168 60H166L167 62L165 63V61L164 60H162V58L160 59V60H162V61H159L158 62V64L156 63V64H153V63H151V64H147L145 67V72L146 73H148V71H149V73L148 74H146L145 75V78H144V80L146 79V80H148V79H150L151 77L150 76H152V78L150 79V80H152V82L153 83H151V81L150 80H148V81H146L145 80V82L147 83L146 85L148 86L149 84L151 85V84H154V85H151L154 89H155V86L157 85V84H159L160 82H161V85H164L165 83H167V82H165V80H166V78L164 79V77H165V75L166 74H164V73H166V70H169V69H172V68H170V67H173V65H174V67H173V70H169V71H167V73L168 72H170V71H172V72H170V74H168L169 75V77L167 78L168 80H166V81H169L168 83H167V85L165 84L164 85V87H162V86H160V84H159V86H160V88L162 89V88H164V89H162L163 90V92L161 91V90H159L160 88L159 87H157L156 86V94H158L159 96H157V97H159V99H158V101H161V106H162V109L164 110V111H167L169 114H170V112H171V115H172V113L174 114V115H172V118L173 119H171V115L170 116H167V117H169V120L168 121H170V127L171 128H169L168 127V135H169V130H170V135H169V137H170V139H171V141H172V143H173V145L175 146V147H177V145L178 144H180V145H178V147L177 148H179V146H180V148L183 146V147H185V146H189L190 145V141L192 140L193 141V139H194V142L195 143H198V144H200V142H201V145L203 146L202 147V151L199 153V155L198 154H196V153H193L192 151L190 152V150H192V149H190V146H189V148H186L185 147V149L181 152V155H182V166L183 167H181V168H183L182 170L180 169V170H178V171H176L175 173H173V174H175L174 176H171V177H169L168 179L166 178V179H164V180H158V182L157 183H154V189L155 190H153V193L154 194H152V197H151V201L150 202H145V204L147 203V204H149V203H151V202H154L155 203V201H158V203L159 204H162L161 206H163V207H165L166 205L168 206V207H170L171 206V209H172V211H174V208L176 207V205H177V207L178 208H180V205H178V200L174 197H172L171 198V196L169 195V196H166V197H170V198H166L167 200H165V201H163L157 194H160L159 192H157L160 188H162L163 186H169L172 182H174V181H176L177 180V182H179L180 183V186L181 185H183L182 186V188H185V189H187L188 188V186H187V182H188V180L189 179H191V177L193 178V176L194 177H196V178H198V177H203V176H205L206 174V176H208L209 177V181H210V183L212 182V185H214V187L217 189V188H219V176H218V165H219V163H218V161L219 160H216L217 159V157H215V151H214V149L211 147V144L209 143V141H206L207 140V137L205 136V133L203 132V129L201 128V124H200V122H199V124H198V122H196L197 123V128L199 127V129H197L196 128V126H195V124L196 123H193L195 120L197 121V119H196V111L197 110H195V103H194V100L192 99V96L191 95H189V93H190V89L188 88L189 87V85L186 83L187 81H188V74H186L187 73V69L185 70V66H186V64H188V61L190 60L191 61V55H189V53L190 52H188L189 50L187 49V51L185 50V49H183ZM214 51V52H213ZM225 51V52H224ZM259 51V52H258ZM72 52V53H71ZM108 54H107V53ZM114 52H116V53H114ZM232 52V53H231ZM31 53H32V55H31ZM39 53V54H38ZM68 53V54H67ZM79 53H81V54H78ZM100 53H101V55H100ZM119 53H120V55H119ZM124 53V54H123ZM173 53H174V55H175V57L173 56ZM212 53H214V54H212ZM234 53H235V55H234ZM27 54V55H26ZM60 54V55H59ZM66 54H67V56H66ZM84 54V55H83ZM87 54V55H86ZM89 54V55H88ZM91 54V55H90ZM94 54V55H93ZM105 54V55H104ZM116 54V55H115ZM126 54H130L131 56V58H128L129 56L128 55H126ZM170 54V53H169ZM222 54V55H221ZM223 54H224V56H223ZM226 54V55H225ZM39 55V56H38ZM42 55V56H41ZM62 55V56H61ZM76 55V56H75ZM97 55H99V56H97ZM123 55V56H122ZM207 55V56H206ZM214 57H213V56ZM228 55V56H227ZM261 55H262V57H261ZM22 56V57H21ZM33 57V59H32V57ZM74 58H73V57ZM83 56V57H82ZM116 56V57H115ZM128 56V57H127ZM176 56H178V57H176ZM188 56V57H187ZM36 57H39V58H37V60H36ZM46 57H47V60H46ZM89 57V58H88ZM91 57H93V58H91ZM108 57V58H107ZM121 57V60L119 59ZM166 57V58H165ZM187 57V58H186ZM227 57V58H226ZM258 57V58H257ZM260 57V58H259ZM72 58V59H71ZM81 58V59H80ZM91 58V59H90ZM125 60H124V59ZM134 60H133V59ZM224 58V59H223ZM40 59V60H39ZM64 59V60H63ZM68 59V60H67ZM88 59H90V60H88ZM122 59H123V61H122ZM172 59V60H171ZM189 59V60H188ZM218 59V60H217ZM256 59V60H255ZM34 60H36V61H34ZM39 60V61H38ZM60 60V61H59ZM108 60V61H107ZM117 60V61H116ZM127 60V61H126ZM171 60V61H170ZM207 60H208V62L209 63H207ZM222 62H220V61ZM43 61V62H42ZM86 61V62H87ZM113 61H116V62H113ZM122 61V62H121ZM131 61H133V62H131ZM174 61V62H173ZM212 61V62H211ZM263 61V62H262ZM26 62V63H25ZM87 62V63H88ZM108 62V63H107ZM162 62V63H161ZM173 62V63H172ZM176 62V63H175ZM182 63V67H184V68H182L181 66H179V64L178 63ZM217 62H219L218 64L220 65V67L218 66V64H217ZM256 62H257V65H255L256 64ZM260 63V65L262 66H260L259 65V63ZM31 63V64H30ZM38 63V64H37ZM56 63V64H55ZM59 63V64H58ZM117 63V64H116ZM130 63H131V65H130ZM133 63V64H132ZM164 63V64H163ZM184 63V64H183ZM190 63V62H189ZM34 64V65H33ZM36 64V65H35ZM43 64V65H42ZM48 64V65H47ZM109 64V65H108ZM115 64V65H114ZM128 64V65H127ZM172 64V65H171ZM178 64V65H177ZM223 64V65H222ZM25 65V66H24ZM53 65V66H52ZM149 65H150V67H149ZM154 65V66H153ZM156 65V66H155ZM159 65H160V67H162V66H164V65H166L165 66V68H167V69H163V68H159ZM181 65V64H180ZM211 65H212V68H211ZM21 66V67H20ZM32 68H31V67ZM61 66V67H60ZM65 66V65H64ZM122 66V67H121ZM152 66V67H151ZM158 66V67H157ZM168 66H170V67H168ZM175 66H177V67H175ZM179 66V67H178ZM223 66V67H222ZM250 66H254L256 69H253L254 67H250ZM259 66H260V68H259ZM38 68V70H36V68ZM44 67V68H43ZM116 67H117V69H116ZM124 67H125V69H124ZM147 67H149V69L150 70H148V68ZM224 68L223 70H222V68ZM21 68V69H20ZM104 68H108L107 69V71H106V69H104ZM112 68V69H111ZM121 69V71L119 70V69ZM156 68H158V69H156ZM176 69V71H175V69ZM210 68L212 69V71H210ZM215 68V69H214ZM219 68V69H218ZM221 68V69H220ZM251 68V69H250ZM262 68V69H261ZM7 69H8V71H7ZM20 69V70H19ZM26 69V70H25ZM43 69H45V70H43ZM111 69V70H110ZM116 69V70H115ZM124 69V70H123ZM152 69H153V71H152ZM160 69H162V70H164L163 71V74L161 75L160 73L162 72V70H160ZM259 69V70H258ZM54 71V73H52L53 71ZM105 70V71H104ZM113 70V71H112ZM119 70V71H118ZM127 70H130V71H127ZM159 70V71H158ZM182 70H184L183 71V73H182ZM216 70V71H215ZM220 70H222L223 72H224V74L223 73H221L222 71H220ZM235 71H231L232 73H236V76L234 77V79L236 78V80H235V82H234V79H233V83H234V85L236 86V87H240L239 85H240V82H239V77H238V72L236 71V69H234ZM254 70H256V71H254ZM258 70V71H257ZM15 71V72H14ZM179 71V72H178ZM20 72V73H19ZM49 74H48V73ZM56 72H57V75H56ZM100 72V71H99ZM109 72V73H108ZM111 72H112V74L114 75V76H116L115 77V79H114V77H113V75L111 74ZM132 74H131V73ZM159 72V73H158ZM7 73H8V75H7ZM36 73V74H35ZM122 73V74H121ZM155 73H157V74H160L159 75V77H158V75L157 74H155ZM212 73V74H211ZM226 73V74H225ZM231 73V74H232ZM27 74V75H26ZM35 74V75H34ZM51 74V75H50ZM106 74H105V76H106ZM127 74H128V76H127ZM172 74V76L174 77V78H172V76H170ZM186 74V75H185ZM208 74H210L209 76H208ZM220 74V75H219ZM14 75V76H13ZM20 75V76H19ZM49 75V76H48ZM111 75V76H110ZM122 75H123V77H122ZM130 75H132L133 76V79H132V77L130 76ZM148 75V76H147ZM155 75L158 77V78H160L161 76H162V78H160V80L157 78H155ZM176 75V76H175ZM180 75V76H179ZM183 75V76H182ZM217 75V76H216ZM261 75H263L264 76V74H261ZM7 76V77H6ZM9 76V77H8ZM13 76V77H12ZM18 76V77H17ZM29 76H30V78H29ZM57 76V77H56ZM104 76V77H105ZM127 76V77H126ZM164 76V77H163ZM32 77H34V78H32ZM36 77V78H35ZM48 77H49V79H48ZM55 77V78H54ZM68 77V78H67ZM149 77V78H148ZM224 77V78H223ZM20 80H19V79ZM31 78H32V80H31ZM44 78H46L45 80L46 81H48L47 82V88L45 89V85H46V81L44 80ZM120 78V79H119ZM123 78L125 79L124 81H127L125 84H124V81H123ZM128 78V79H127ZM130 78L133 80V81H135V83L134 82H132V80H130ZM153 78L155 79V80H153ZM179 78V79H178ZM181 78V79H180ZM9 79V80H8ZM15 81H14V80ZM24 81H23V80ZM35 79H36V81H35ZM117 79V80H116ZM119 79V80H118ZM162 79H164V81H162ZM169 79H171V80H173V82H174V85H172V83L170 82V80ZM222 79H224L223 81H222ZM156 80H158V81H156ZM185 80H186V82H185ZM210 80V81H209ZM4 81V82H3ZM8 81V82H7ZM22 81V82H21ZM64 81V82H63ZM123 81V82H122ZM131 81V82H130ZM177 81V82H176ZM32 82V83H31ZM122 82V83H121ZM156 82V83H155ZM184 82V83H183ZM218 82V83H217ZM2 83V84H1ZM17 83H18V85H17ZM48 83H49V85L51 86V88H50V90H52V91H50L49 90V85H48ZM62 85H61V84ZM177 83V84H176ZM217 83V84H216ZM15 84V85H14ZM43 84V85H42ZM45 84V85H44ZM122 84H124L125 86V88L124 87H122ZM132 84V85H131ZM178 86V88H177V86ZM180 86H179V85ZM208 84H210V85H208ZM220 84V85H219ZM227 86H226V85ZM2 85V86H1ZM10 85V86H9ZM128 85V86H127ZM171 85V86H170ZM4 86V87H3ZM14 86V87H13ZM26 86V87H25ZM131 86V87H130ZM134 86V87H133ZM166 86H168V87H166ZM170 86V87H169ZM177 88V89H175V87ZM188 86V87H187ZM207 86H208V88H207ZM217 86V87H216ZM220 86V87H219ZM224 88H223V87ZM63 89H62V88ZM130 87V88H129ZM165 87H166V90H165ZM173 87V88H172ZM219 87V88H218ZM225 87H227V88H225ZM44 88V89H43ZM61 88V89H60ZM159 88V89H158ZM210 88V89H209ZM222 88V89H221ZM23 89V90H22ZM39 89V90H38ZM134 89V90H133ZM136 89V90H135ZM171 89H173L172 91H171ZM177 91V92H174L175 90ZM219 89V90H218ZM221 89V90H220ZM224 89V90H223ZM225 89H227V90H225ZM1 90H3V92L4 93H2L1 92ZM7 90V91H6ZM9 90V91H8ZM55 90V91H54ZM59 90V91H58ZM157 90H158V93H157ZM178 90H180V91H178ZM212 90H214L215 92H217V93H214ZM34 91V92H33ZM36 91V92H35ZM58 91V92H57ZM123 91V92H122ZM221 91V93L219 94V92ZM228 91V92H227ZM12 92V93H11ZM13 92H15V93H13ZM51 92V93H50ZM55 92V93H54ZM169 92V93H168ZM171 92V93H170ZM5 93H6V95H5ZM11 93V94H10ZM37 93V94H36ZM172 93H174L175 95L177 94V97H175L174 96V94H172ZM188 93V94H187ZM228 93V94H227ZM33 94V95H32ZM164 94V95H163ZM170 94V95H169ZM171 94H172V96H171ZM186 94H187V96H186ZM191 94V93H190ZM210 94V95H209ZM215 96H213V95ZM12 95H14L13 97H12ZM17 95V96H16ZM22 96V97H19V96ZM38 95H42L41 97L40 96H38ZM53 95V96H52ZM55 95V96H54ZM178 95H180V96H178ZM220 95V96H219ZM228 95V96H227ZM11 98H9V97ZM33 96V97H32ZM35 96H36V98H35ZM168 96V97H167ZM190 96H191V98H190ZM212 96V97H211ZM221 96L223 97V98H221ZM30 97H31V99H30ZM47 97V99H45ZM51 97V98H50ZM52 97H54V98H52ZM164 97V98H163ZM169 97H171V98H169ZM173 97V98H172ZM214 97V98H213ZM225 97V98H224ZM229 97V98H228ZM6 98H8V99H6ZM17 98V99H16ZM18 98H19V100H18ZM34 98V99H33ZM161 98V99H160ZM182 98V99H181ZM189 100H188V99ZM220 98V99H219ZM4 99V100H3ZM7 101H6V100ZM33 99V100H32ZM39 99V100H38ZM170 100V101H172V102H168L167 104H166V100ZM173 99V100H172ZM184 99V100H183ZM187 99V100H186ZM9 100V101H8ZM36 100V101H35ZM50 100V101H49ZM180 100V101H179ZM193 102H192V101ZM210 100V99H209ZM5 101L7 102V103H5ZM11 101H13V102H11ZM17 101V102H16ZM35 101V102H34ZM38 101V102H37ZM131 101H133V100H131ZM163 101V102H162ZM184 101V102H183ZM219 101H221V102H219ZM225 102V104H224V102ZM16 102V103H15ZM32 102H33V104H32ZM45 102V103H44ZM179 102H181V103H183L182 105H181V103H179ZM186 102V103H185ZM217 102V103H216ZM223 102V103H222ZM18 103V104H17ZM21 103V104H20ZM39 103V104H38ZM176 103H179V104H176ZM191 103H192V105H191ZM246 103H247V105H246ZM250 103V102H249ZM248 103V101H246L245 103H244V107L242 106V111H244L245 112V110H246V112H251L252 111V108H253V110L255 109V107L256 106H254V105H252L251 103L249 104ZM6 104H7V106H6ZM10 104V106H8ZM14 104H16L15 106H14ZM20 104V105H19ZM168 104L169 105H172L171 107L170 106H168ZM176 104V105H175ZM186 104V105H185ZM220 104V105H219ZM28 105H29V107H28ZM44 105V106H43ZM49 105V106H48ZM52 105V106H51ZM165 105V106H164ZM180 105H181V107H180ZM183 105H184V107H183ZM191 105V106H190ZM194 105V106H193ZM19 106V107H18ZM39 106H41L43 109L44 108H46L45 109V111H46V113L48 114V116H46V120L45 121H47V123L45 124V121H43L42 120V118L40 119V117L39 116H37V115H34L35 113H33V110L35 109V108H37L38 109V107ZM176 106V107H175ZM207 106V107H208ZM216 106V107H215ZM254 106V107H253ZM4 107V108H3ZM7 107V108H6ZM15 107H18V110H17V108L16 109H14ZM22 107V108H21ZM41 107H39V108H41ZM164 107V108H163ZM166 107V108H165ZM169 107L170 108H172L173 109V112H172V109H171V111L169 112ZM194 107V108H193ZM223 107V109L222 110H220V108H222ZM49 108V109H48ZM178 110H177V109ZM216 108H217V111H216ZM244 108V109H243ZM257 108V107H256ZM33 109V110H32ZM50 109H51V111H50ZM53 109V110H52ZM176 109V110H175ZM215 109V110H214ZM17 110V111H16ZM24 110H26V111H24ZM11 111V112H10ZM12 111H13V113H12ZM14 111H16L15 113H14ZM24 111V112H23ZM30 111H31V113H30ZM4 112V113H3ZM51 112V113H50ZM166 112V113H167ZM178 112V113H177ZM191 112V113H190ZM8 113V114H7ZM12 113V114H11ZM33 113V114H32ZM6 114V116H4ZM19 114V115H18ZM51 114V115H50ZM54 114V115H53ZM56 114H57V116H56ZM169 114H167V115H169ZM218 114V115H217ZM16 115H18V116H16ZM21 115V116H20ZM24 115V116H23ZM28 115V116H27ZM193 115V116H192ZM220 115V116H219ZM27 116V117H26ZM177 116V117H176ZM8 117V118H7ZM14 117V118H13ZM26 117V118H25ZM30 119H29V118ZM38 117V119H36ZM48 117V118H47ZM124 117V116H123ZM121 118L122 120L124 119V118ZM175 117V118H174ZM185 117V118H184ZM55 118V119H54ZM181 118V119H180ZM9 119V120H8ZM47 119H49V120H47ZM129 118H127L126 116H125V120H123L124 122H122L121 121V123H120V126L122 125V127H120L121 128V131H122V134L124 135L125 134V136H122L121 135V137L119 136V139L120 138H129V136L131 135L130 133H132L134 130L132 129L133 128V125H134V123H130V122H132V120L130 121V120H128ZM168 119V118H167ZM8 120V121H7ZM24 120H26V121H24ZM31 120V121H30ZM41 120H42V122H44V123H41ZM13 121V122H12ZM52 121V122H51ZM57 121V122H56ZM129 121V122H128ZM173 121V122H172ZM12 122V123H11ZM28 124H27V123ZM31 122V123H30ZM35 122V123H34ZM60 122V123H59ZM8 123V124H7ZM22 123H24V124H26L25 126H24V124H22ZM38 123V124H37ZM52 123V124H51ZM63 123H64V125H63ZM167 123V124H168ZM232 123V124H231ZM49 124H51V126H49ZM70 124V123H69ZM125 124V125H124ZM127 124H128V126H127ZM168 124V125H169ZM175 124V126L173 127V125ZM190 124V125H189ZM228 124V125H227ZM226 124V129H227V132H228V130H229V132H228V135H229V139H230V141L232 140L233 141V143H234V145H233V143H231V146L233 145V147H231V150L233 149V153L234 154H236L240 159H238V165H240L241 166V168L242 169H246V166H247V164H245V163H247L249 160H248V158H249V156L251 157V155L248 153V149L249 148H247V147H244L243 145H242V147H241V145L239 144V142H238V137H237V134H235V127L234 126H236V123L234 122V121H230V123H227ZM234 124V125H233ZM13 125V126H12ZM23 127H22V126ZM42 125V126H41ZM57 125V126H56ZM124 125V126H123ZM167 125V126H168ZM233 126L232 128H231V126ZM33 126V127H32ZM57 127V129H56V127ZM190 126V127H189ZM193 126H195V127H193ZM13 127V128H12ZM42 127V128H41ZM46 127V128H45ZM176 127V128H175ZM54 128V129H53ZM64 128V129H63ZM125 128H127V130L125 129ZM175 128V129H174ZM192 128H194V129H192ZM25 129V130H24ZM38 129V130H37ZM56 129V130H55ZM130 129V130H129ZM172 129V130H171ZM187 129H188V131H187ZM202 129V130H201ZM233 129V130H232ZM28 130V131H27ZM39 130H41V131H39ZM63 132H62V131ZM133 130V131H132ZM190 130H191V132H190ZM197 130L198 131H200V133L198 134V132H197ZM234 132H232V131ZM23 131V132H22ZM39 133H38V132ZM44 131V132H43ZM61 131V132H60ZM131 131V132H130ZM187 131V132H186ZM193 131V132H192ZM46 132V133H45ZM51 132V133H50ZM190 132V133H189ZM27 133V134H26ZM30 133V134H29ZM50 133V134H49ZM57 133V134H56ZM61 133V134H60ZM67 135H66V134ZM127 133V134H126ZM194 133V134H193ZM197 133V134H196ZM233 133V134H232ZM38 134H40L39 136H38ZM44 134V135H43ZM54 134V135H53ZM202 135V137H201V135ZM62 135V136H61ZM133 135V134H132ZM191 135V136H190ZM234 137H233V136ZM37 136V137H36ZM51 138H50V137ZM61 136V137H60ZM200 136V137H199ZM25 137V138H24ZM53 137H55V138H53ZM60 137V138H59ZM174 137V138H173ZM30 140H29V139ZM49 138V139H48ZM122 138V139H123ZM123 139L124 141L126 140V139ZM199 138H203V139H199ZM204 138H206V140L204 139ZM232 138V139H231ZM236 138V139H235ZM28 139V140H27ZM40 139V140H41ZM59 139V140H58ZM63 141H62V140ZM121 139V140H122ZM199 139V140H198ZM33 140V141H34ZM122 140V142H121V144H120V149L121 148H123V149H125V147H127L128 149V151L130 152L131 150H135V153L138 155V157L139 158H142V157H144V159L147 157V159L149 160V161H157V158L159 157L158 156V154L157 153H155L154 151H152V152H149L150 151V148H149V146H148V148H149V150H147V151H144V153L142 152V150H140V149H138V148H136V147H134V145H132V144H127L128 142H126L125 141V143L127 144H125V145H123L122 143L124 142ZM151 140V138L149 139V141ZM196 140H197V142H196ZM203 142H202V141ZM235 140V141H234ZM47 141V142H46ZM151 141H153V140H151ZM151 141H150V143H151ZM187 141V142H186ZM231 141V142H232ZM54 142V143H53ZM57 142V143H56ZM190 142V143H189ZM237 142V143H236ZM189 143V145H187ZM5 144H7V145H5ZM58 145V146H56V145ZM182 144V145H181ZM206 146H204V145ZM49 145H50V147H49ZM122 145H123V147H122ZM132 145V146H131ZM3 146V147H2ZM6 146V147H5ZM9 146V147H8ZM130 146V147H129ZM200 146V145H199ZM240 146V147H239ZM209 147V148H208ZM243 147H244V149H243ZM4 150H3V149ZM134 148V149H133ZM192 148V147H191ZM201 148V147H200ZM206 149V150H204V149ZM246 148H247V150H246ZM122 149V150H123ZM138 149V150H137ZM190 149V150H189ZM208 149V150H207ZM209 149H210V151H209ZM213 149V150H212ZM243 149V150H242ZM3 150V151H2ZM19 150V151H18ZM126 150V149H125ZM140 150V151H139ZM247 151V153H246V151ZM237 151V152H236ZM240 151V152H239ZM55 154H54V153ZM65 152V151H64ZM214 152V153H213ZM245 152V153H244ZM6 155H5V154ZM16 153H18L17 155H16ZM151 153V154H150ZM188 155H187V154ZM202 153V154H201ZM13 154V155H12ZM52 154V155H51ZM120 154H123V153H120ZM154 154V155H153ZM157 154V155H156ZM185 154V155H184ZM246 154V155H245ZM252 154V153H251ZM4 155V156H3ZM57 155H59V154H57ZM56 155V156H57ZM140 155V156H139ZM144 155V156H143ZM201 155V156H200ZM206 155V156H205ZM210 155V156H209ZM213 157H212V156ZM16 158H15V157ZM55 156V157H56ZM121 156H123V155H121ZM150 156V157H149ZM198 156V157H197ZM200 156V157H199ZM208 156V157H207ZM12 157V158H11ZM18 157V158H17ZM187 157V158H186ZM202 157H204V159L202 158ZM248 157V158H247ZM197 158H199V159H201V160H199V159H197ZM206 158V159H205ZM3 159V160H2ZM14 159V160H13ZM55 159V160H54ZM156 159V160H155ZM9 160V161H8ZM186 162H185V161ZM203 160V161H202ZM209 163V165H210V167H208V163L206 162V161ZM214 160H215V162H217V163H215L214 162ZM244 162H243V161ZM11 161V162H10ZM205 161V162H204ZM211 161V162H210ZM240 161H241V164H240ZM195 162V163H194ZM3 163V164H2ZM13 163V164H12ZM194 163V164H193ZM212 163V164H211ZM9 164V165H8ZM3 165V166H2ZM12 165V166H11ZM55 165V164H54ZM188 165V166H187ZM193 165V166H192ZM200 165V166H199ZM215 167H214V166ZM190 166V167H189ZM192 166V167H191ZM239 166V167H240ZM260 167H261V170H263L264 171V167L262 166V165H260ZM13 168H12V170H13ZM205 168V169H204ZM206 168H207V171H206ZM213 169V170H212ZM185 170V171H184ZM21 171H24V172H20V174H18L19 176H17V175H13V177H12V179H14L13 180V185L11 186V188H9V191H10V193L9 194H14V192H15V189H17V187L18 188H21V190L23 191H21L22 193L21 194H23L21 197L19 196L18 198H17V200H16V202H17V204H16V202H15V204H16V207H17V210H19V208L22 206V205H30L31 204V202H32V199H31V197H32V195L30 196V193H29V195H27L28 194V188H29V184H28V181H27V179L25 180V181H23L25 178H26V176H27V174H25L26 173V171H25V169L23 168V170H21ZM53 171V170H52ZM200 171V172H199ZM190 172H192V174H193V176H191L192 174L190 173ZM199 174H198V173ZM201 172H204V173H201ZM206 172V173H205ZM180 173H181V176H180ZM236 173V172H235ZM234 173V171H232V174H235ZM23 176H22V175ZM202 174V175H201ZM215 174V175H214ZM25 176V177H24ZM178 176V177H177ZM186 176V177H185ZM212 176V177H211ZM2 177H5V181H4V178H2ZM21 177H22V179H21ZM19 178H20V180L21 181H23V182H25V183H23V182H21L20 180H19ZM180 181H179V180ZM16 181V182H15ZM20 181V182H19ZM53 181V180H52ZM168 181V182H167ZM172 181V182H171ZM183 181V182H182ZM100 182V181H99ZM19 183H21V184H19ZM28 185H27V184ZM164 183V185H160V184H163ZM169 183V185H167ZM182 183V184H181ZM53 187H55V185H57L55 188L56 189H58V183H56V182H54L53 181ZM14 185H15V188H13L14 187ZM17 186V187H16ZM26 186V187H25ZM229 186V187H228ZM227 186V188H229L231 191L232 190H234V188H233V186H231V185H228ZM28 187V188H27ZM13 188V189H12ZM27 188V189H26ZM11 189V190H10ZM55 189V190H56ZM122 189V190H121ZM121 189H120V187L119 188H117L116 190H115V192L117 193H110V192H106V191H104L103 193H105V196L106 195H108L109 193V195L108 196H106V198H108V199H111V194H112V196H118V197H120L119 196V194L122 196L123 194H125V191H123L124 190V188L121 186ZM1 190H2V192H4V193H2L1 192ZM229 190V192L230 193H232L231 191ZM12 191V192H11ZM58 191H59V189H58ZM57 191V192H58ZM119 191V192H118ZM155 191V192H154ZM123 192V193H122ZM119 193V194H118ZM4 194V195H3ZM58 194H60V191H59V193ZM57 194V195H58ZM62 194V193H61ZM61 194L59 195V197L61 196ZM116 194V195H115ZM63 195V194H62ZM154 195V196H153ZM157 195V197H155ZM155 197V198H154ZM20 198V199H19ZM61 198H63L64 199V196H62ZM113 198V197H112ZM63 199H60L59 198V202H61L62 204H66V202H65V200L63 201ZM87 199V198H86ZM157 199V200H156ZM176 199V200H175ZM58 200V199H57ZM60 200H62V201H60ZM85 200V199H84ZM153 200V201H152ZM171 200V201H170ZM31 201V202H30ZM163 201V202H162ZM166 201H168V202H166ZM174 201V202H173ZM239 201V200H238ZM238 201H237V204H236V206L238 207V209H239V206H240V208L241 207H244V208H246L247 207V203L246 202H242L241 201V199H240V201H239V203H238ZM162 202V203H161ZM166 202V203H165ZM185 202V203H184ZM184 202H181V201H179V203L181 204H189V205H192V203L190 202V201H188L187 200V202L186 201H184ZM191 204H190V203ZM88 203V202H87ZM163 203H165L164 205H163ZM174 203V204H173ZM89 204V203H88ZM243 205V206H242ZM163 207H161V208H163ZM168 207H166V208H168ZM237 207H236V209H237ZM177 208V209H178ZM146 209V208H145ZM176 209V208H175ZM237 209V210H238ZM161 210H164V209H161ZM215 211H216V209H215ZM89 213L91 212V214H94V211L92 210V209H90V211H88ZM241 217H242V215H241ZM25 218V219H24ZM24 218H21L23 221L24 220H26L27 221V219H26V217H24ZM242 220L243 219H245V217H242L241 218ZM26 221H24L25 223H28V222H26ZM29 222H30V220H29ZM98 223L100 224V226L102 225V227H103V229H104V233H105V235H104V237H105V239H113V236H114V234H113V232H111L110 231V229H108L107 228V226H106V222L104 221V220H99L98 221ZM115 223L116 222H113V228H115V230H117L118 231V229H119V231L121 230L123 233H124V231H125V233H126V228L128 229V226H127V224L125 223V222H118V223H116V226H115ZM124 224V228H123V224ZM86 224V223H85ZM101 227V228H102ZM119 227V228H118ZM168 229H166V230H164V229H162V228H159V225H155L154 223L152 224V229H151V232L153 233V234H150L151 236H149L147 239H148V241H149V243L153 246V248H154V251H156V252H161V253H164V254H162L163 256H165L167 259H171L170 260V262L172 261V262H181V258H182V256H181V248H179V247H176V246H174V245H172V244H174L175 242H173V239H174V241H176L178 238V240H186L187 238V236H188V234H186V230H185V228L184 227H182V225H181V229L180 228H178L179 227V225L177 224V222L174 224V226H173V224L172 225H168ZM117 228V229H116ZM172 228V229H171ZM172 230V231H174V233L172 232V231H169V230ZM154 230H156V231H154ZM162 230V231H161ZM165 232H164V231ZM178 230V231H177ZM89 231L90 230H88L87 231V228L81 233V234H79V241H81V240H83V238H86L88 235H89ZM159 231V232H158ZM183 231V232H182ZM111 232V233H110ZM161 232V233H160ZM167 232V233H166ZM168 232H170V233H172V235L170 234H168ZM181 232V233H180ZM20 234V235H19ZM83 234V235H82ZM18 235L19 236H22L21 238H23V239H25V238H27V236H25L26 234L25 233H21V232H19L18 233ZM82 235V236H81ZM108 235V236H107ZM161 236V238H160V236ZM166 235H169V236H166ZM178 235H179V237H178ZM84 236V237H83ZM153 236V237H152ZM155 236V237H154ZM95 237H96V235H95ZM169 237H170V239H169ZM80 238H82V239H80ZM152 238H153V240H152ZM167 238V239H166ZM146 239V240H147ZM155 239H157V240H155ZM169 239V240H168ZM137 240V239H136ZM138 240H139V242L141 241V242H144V241H142V239H139L138 238ZM168 240V241H167ZM4 240H2L1 241V238H0V255H1V257H2V259H3V257H6V258H10V257H16V251H17V253H18V251L19 252H27V250H24V245H22V244H20L19 242H14V243H9L8 241H4ZM147 241V242H148ZM155 242V243H154ZM164 242H166V244L164 243ZM167 242H168V244H167ZM157 243H158V245H157ZM164 243V247H166V248H164V247H162V248H164L165 249V251H163L162 250V248H160L161 247V245ZM172 243V244H171ZM156 244V245H155ZM62 245H64L63 243H62ZM61 245V246H62ZM168 245V246H167ZM155 246V247H154ZM152 248V249H153ZM17 249V250H16ZM175 250V251H174ZM2 251V252H1ZM21 252V253H22ZM144 252V253H143ZM177 252V253H176ZM140 253L142 254V255H144V254H146V251H144V250H142V251H140ZM167 253V254H166ZM168 253H169V255H168ZM15 254V255H14ZM23 255H24V253H22ZM174 254H176V255H174ZM22 256V255H21ZM20 256V259H21V261H19L17 264H22L23 262L25 263V264H48V261L46 260H44V259H37L36 261H34V262H27V261H25L24 260V258L23 257H21ZM162 256V257H163ZM13 257V258H14ZM77 257V258H76ZM75 258V260L78 262V261H80V262H85L86 261V258H85V256H79V255H77ZM84 257V258H83ZM45 261V262H44ZM169 262V263H170ZM157 264H163V262L161 261V259L159 260V262H156ZM155 263V264H156ZM49 264H51V262L49 263ZM52 264H53V262H52Z\"/></svg>", "mask_w": 264, "mask_h": 264}]
</instances>
